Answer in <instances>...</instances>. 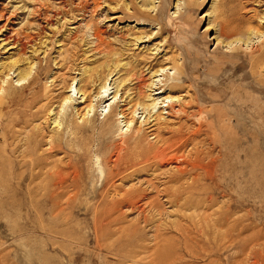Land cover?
<instances>
[{
	"label": "rangeland",
	"instance_id": "obj_1",
	"mask_svg": "<svg viewBox=\"0 0 264 264\" xmlns=\"http://www.w3.org/2000/svg\"><path fill=\"white\" fill-rule=\"evenodd\" d=\"M157 80L181 87L155 96ZM168 95L203 112L161 115ZM122 110L152 145L154 114L181 138L202 123V149L228 145V186L172 166L110 175ZM70 161L79 182L51 185ZM0 264H264V0H0Z\"/></svg>",
	"mask_w": 264,
	"mask_h": 264
},
{
	"label": "bare ground",
	"instance_id": "obj_2",
	"mask_svg": "<svg viewBox=\"0 0 264 264\" xmlns=\"http://www.w3.org/2000/svg\"><path fill=\"white\" fill-rule=\"evenodd\" d=\"M209 26L206 28V30H208V31L213 29L212 27H209ZM76 56H77V54L73 53L71 57L65 59V62L68 63L67 62L68 60H69V62H71L72 59H74V57H76ZM166 70H167L166 68L164 69V68L160 67V69L157 70V72L163 73ZM163 75L164 74H157L156 77H163ZM165 77L167 79L169 76H165ZM23 78H24L23 75L19 76L20 81ZM92 82H93V80L91 79V82H89V83H92ZM155 83H156L155 84V86H156L155 91L156 92L153 94L155 96H163L165 94L164 92L166 91L165 86L168 85L166 83V80L165 81L157 80V81H155ZM72 86L70 87L71 89H72ZM180 87H181V85L177 84V83H171L170 85H168V88H170V90H172V91L174 89L180 88ZM22 89L24 90L25 88H22ZM71 89L68 91L69 93L72 92ZM79 92H82L81 97L84 99V101H81L80 103H84V104L89 103V105L86 106V109H87L86 112L87 113H85L88 115V114L92 113V110L94 108V105L92 104L93 100H91L90 93H88L86 91V89L83 91H79ZM116 93H118V91ZM112 94H114V93H109V88H108L107 82H106L98 90V94L96 96L97 102L102 103V105L105 104L106 101H109V102L112 101L111 103H109L108 105H105V107H104V109H106L107 106L109 108V110L107 111V114L108 113L110 114V112L112 111V109H114L115 104H116L115 102H116V98H117L118 94H115L113 97H111ZM201 95H202V93H201ZM73 98H74L73 95H69L67 97V99H65V101L67 102L69 100L70 103H72ZM160 99H161V97H159V99H157V100L160 101ZM216 99H218V98L213 96L212 102H216ZM104 100H105V102H102ZM12 101H15V99H13ZM154 102H156V101H154ZM157 103L154 104L153 109H156V107L158 105ZM160 104L162 105V107H159L160 109L158 110V112L161 110H164V112L165 111L166 112L161 113V115L166 114L168 117L173 118V119L177 115H181L182 118L188 119V117L195 116V114H196L195 112H197L198 115L203 112L201 110V108H198L197 110H195V109L192 110L194 107L192 105V103H190V102L186 103L184 101V99H181L180 97H176V96H172V95H168L167 97H164ZM142 110L144 111L143 113H147V115L145 117V120L147 121V117L151 115V111H149V108H147V107H143ZM211 111L213 112V114L211 116L214 117L215 121H217L219 123V121H220L219 117L221 116L219 108L217 106H214V107H212ZM135 112H137V111L133 110L131 112H127L126 110H122L120 112L121 118L124 119L121 122L122 123L124 122V124H125L122 128L119 129L121 137L118 140L117 139L115 140L111 136L110 137L111 140L108 141V142H110V144H109L110 145L109 146L110 151H108L109 153L107 154L105 161L107 164H109L110 175L119 176V175L125 173L126 171H129V170L137 171V170H140V168H143L145 166L155 167V168H158L160 170L164 169L166 167L172 166V169L175 170V171L173 170L174 171L173 173L171 172V175H174V181L175 180L181 181L186 176H190V177L195 176V178H196L198 176V175L196 176V174H199V175H202L205 180L209 181L214 186L216 191H218L220 193L224 191V189L229 184L228 179H227V174L230 170V165H229L230 161H229V163L226 161V157H227L226 154H230L228 145L226 147V145H223L220 140H217L215 137L214 138L212 137L211 139H209V143H208L209 145L212 146L211 149L204 150V149H202V147L205 144H207L206 142H208V141L207 140H204V141L198 140V137H197V134L201 133L202 123H200L198 125V127L196 128V130L194 132H190L189 134H186L188 136L181 138V136H179V134L181 133L180 126L174 130L170 129L169 126H165L166 124L162 123L160 121L162 116L158 112H157L158 113L157 115L154 114L153 116H151V118L155 117L152 122L156 121V123L153 126H151V127H155L154 129L152 128L154 131L152 134V137H153V139H156V142L152 145V144L146 142V136H145V134H142L141 128H136L133 126V124H134L133 122L135 121V117L133 115ZM130 114L132 116L129 119ZM205 119H206V117H205ZM105 126L108 127L107 122H106ZM210 126H211V124H210ZM220 127L221 126H219V128ZM186 129H188V128H186ZM128 131L132 133L131 137L130 136L124 137L123 133L126 134ZM171 131H174L176 133H172V136L170 138L165 139L163 137V134L171 133ZM188 131H190V130H188ZM88 133H91V131ZM93 137H94V135H93ZM179 141L181 143H179L178 148L172 150L171 148L174 145H177L178 144L177 142H179ZM49 145L51 147V144H49ZM220 145L222 147H224V152L219 151V153L216 155L215 153H213L211 151L215 147L219 148ZM29 146H30V144H29ZM189 147H191V149H189ZM216 152H217V150H216ZM224 154H225V156H224ZM78 157H80V156L78 155ZM246 158H247V160L250 161V156H248ZM240 162H241V160H240ZM152 169H154V168H152ZM246 169L248 171H250L251 165L249 163H248ZM71 173L74 175L72 183L77 184L79 182V176L80 175H79L77 167H76V162H71V161L67 162L64 167L58 168L53 172V180L50 182V184L54 185V186L62 187L69 180L68 177L70 176ZM246 175H247V172H246ZM223 183H225V185ZM247 183H248L247 186H250V183H251L250 178H248ZM188 189L190 191V190H195L196 188H195V186L192 187V185H191V187L189 186ZM165 192H166V194H168V196H171L172 191L170 192L169 190H165ZM249 192H250V190H248V193ZM143 193H145V192L143 191ZM138 194L139 193H137V195ZM126 195H127V192H126ZM135 195H136V193H135ZM208 198H209L208 199V201H209L211 199V196H209ZM141 199H142V201H146V202L152 201L151 197L147 196V193H146V195L145 194L142 195ZM138 200H137V202H138ZM129 203H130V201H129ZM150 204H152V203H150Z\"/></svg>",
	"mask_w": 264,
	"mask_h": 264
}]
</instances>
